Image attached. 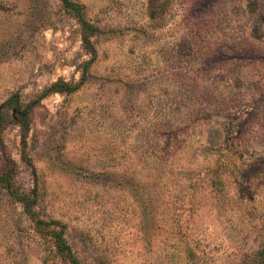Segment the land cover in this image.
Instances as JSON below:
<instances>
[{
    "label": "rangeland",
    "instance_id": "1",
    "mask_svg": "<svg viewBox=\"0 0 264 264\" xmlns=\"http://www.w3.org/2000/svg\"><path fill=\"white\" fill-rule=\"evenodd\" d=\"M71 1L0 0V264H264V0Z\"/></svg>",
    "mask_w": 264,
    "mask_h": 264
},
{
    "label": "trees",
    "instance_id": "2",
    "mask_svg": "<svg viewBox=\"0 0 264 264\" xmlns=\"http://www.w3.org/2000/svg\"><path fill=\"white\" fill-rule=\"evenodd\" d=\"M66 7L73 11L75 16L78 18L79 22L83 27V40L86 47L91 51L93 55L96 54V50L93 46L92 37L95 36L99 29L97 26L90 23L85 15L83 14V8L81 5L72 2L71 0H63ZM87 66L90 65V62L86 64ZM87 71V69H86ZM86 72L82 77V81L78 84H69L66 82H58L54 84L49 90L51 93H60V92H73L83 84L85 79ZM4 108H11L13 111V118L15 119L16 123L21 127L24 133V139L26 134L30 129V117H31V109L32 105L28 106L25 110L21 111L20 107V100L18 97H13L9 99L4 105ZM6 112L3 111V108L0 109V147L3 151L4 155V162L1 168V175H0V184L4 185L6 189L12 190L13 189V179L15 172L17 170V164L14 160L6 152L5 144L2 140L1 133L6 128ZM57 239V246L61 250L65 249L66 242L64 241L62 235H59ZM261 258L264 260V251L261 253Z\"/></svg>",
    "mask_w": 264,
    "mask_h": 264
}]
</instances>
